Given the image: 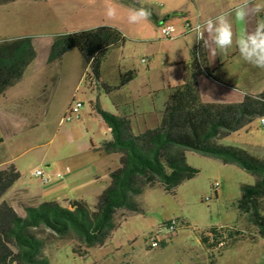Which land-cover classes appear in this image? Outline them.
I'll return each mask as SVG.
<instances>
[{
	"label": "rangeland",
	"instance_id": "rangeland-1",
	"mask_svg": "<svg viewBox=\"0 0 264 264\" xmlns=\"http://www.w3.org/2000/svg\"><path fill=\"white\" fill-rule=\"evenodd\" d=\"M109 2L118 6L115 20L105 16ZM124 2L94 0L87 14H60L56 0L19 1L0 6V42L29 38L36 52L24 81L10 91L11 94L21 92L27 100V104L24 102L27 112L32 110L34 118H19L12 132L0 131V138L4 139L0 145V162L11 160L18 168L19 188H45L47 184H43L42 178L33 175L36 170L48 176V161L68 164L79 144L104 135L107 126L92 111L93 106L98 103L104 111L116 110L112 97L118 90L109 95L101 83L117 86L124 72L134 71L135 76L116 99L128 102L124 109L134 115L133 133L138 135L159 125L160 112L180 70L170 64L173 41L162 36L151 18L140 24H129L128 9L135 6L129 0ZM151 5L163 8L158 2ZM259 18H264V13ZM186 23L173 24L177 30L175 35L184 34ZM90 25H111L125 37L123 46L108 51L101 66L100 82L94 79L93 65L86 66L77 50H70L62 59L50 60L56 37L91 30ZM186 36L194 39L192 33ZM46 63L49 64L47 69L40 71V65ZM69 68L76 69L74 77L65 81L64 77L57 76L42 90L40 73L52 71L65 75ZM72 95L83 108L80 119L66 122L63 102ZM0 104L7 111L14 106L3 99ZM220 142L262 157L264 126L258 118ZM186 158L190 166L199 170L196 177L181 184L174 193L166 192L161 185L146 187L136 200L138 212L120 210L116 213L117 228L103 246L85 249L70 239L43 232L41 236L46 241L45 252L50 264H264V238L239 209L241 187L253 185L255 177L236 165H225L192 151L186 153ZM90 159L89 155L82 157L83 161ZM85 169V174H89L88 163ZM172 221L179 223L176 236L166 241L165 247L150 248V235ZM212 227L221 230L220 236L215 238L207 233L208 240L203 242L201 231ZM231 230L234 232L229 236Z\"/></svg>",
	"mask_w": 264,
	"mask_h": 264
},
{
	"label": "trees",
	"instance_id": "trees-1",
	"mask_svg": "<svg viewBox=\"0 0 264 264\" xmlns=\"http://www.w3.org/2000/svg\"><path fill=\"white\" fill-rule=\"evenodd\" d=\"M15 1L0 0V5ZM146 8L156 21L151 8ZM124 44L125 37L113 27L69 33L56 37L50 60L77 50L86 66L93 65L94 79L100 82L101 66L108 51ZM195 50L183 83L170 90L155 129L136 135L129 118L109 113L98 103L94 104L95 112L112 135L111 140L102 142L98 151L120 155V166L110 172V183L94 206L83 200H73L69 207L56 201L44 202L38 207L25 204L26 215L21 217L10 204L2 201L21 175L14 165L0 170V264H50L45 252L46 241L41 236L45 231L57 238L70 239L85 249L103 246L117 228L116 213L120 210L138 212L136 200L146 187L161 185L166 192L174 193L181 184L196 177L199 170L187 163L188 151L217 159L225 165H236L255 177L253 185H242L239 209L264 238V158L242 148L223 146L220 142L264 117V92L247 94L240 103H204L198 78L213 76L204 51L196 53ZM35 57L29 38L0 42V96L22 79ZM134 76V71L124 72L117 86L101 83V87L112 95ZM112 102L115 103L114 96ZM220 231L216 227L201 231L202 241L207 242V233L217 238ZM233 232L229 231V236ZM161 246L165 247L166 243L162 242Z\"/></svg>",
	"mask_w": 264,
	"mask_h": 264
},
{
	"label": "crops",
	"instance_id": "crops-1",
	"mask_svg": "<svg viewBox=\"0 0 264 264\" xmlns=\"http://www.w3.org/2000/svg\"><path fill=\"white\" fill-rule=\"evenodd\" d=\"M19 1L31 0H17L9 4H14ZM118 1L122 4L125 3L124 0ZM129 1L133 5L134 3H136L139 6L151 8L153 15L156 17V21H153L152 18H150L153 23L158 26L159 29L162 26H173V24L175 23H180L182 25L189 21L193 22L194 24L197 22H202L208 17H214L220 12L228 10L230 7L239 2V0ZM93 2L94 0H56V6L60 14H87L86 12L90 11V6L93 4ZM153 2H158V4L162 5L163 8L153 7L151 5ZM188 2L190 3L188 4ZM9 4L0 6H8ZM134 6L139 7L136 5ZM166 6H170L169 9H167ZM87 18L90 17L88 16ZM256 19H259V17H250L248 23L245 25H240L234 22V32L238 34L240 31H243L245 29L249 31L252 30L255 26ZM190 22L186 24H189L192 27L193 25ZM90 26L91 27L89 28L92 29L99 27L95 25ZM107 27H111V25H107ZM188 33L192 32L187 31L186 28H184V34L182 33L178 36L174 34L173 38L171 39L173 41V46L170 49V64L172 66L179 67L178 69L180 70L177 71V81L173 83L170 90L174 87L180 86L183 83L187 65L191 59V54L196 48L194 47L196 42L192 44L191 38H188L189 36H186V34ZM201 49L205 53L207 66L213 76V78H211L206 75H202L198 78L200 96L204 103H240L244 100L247 94L259 95L264 92V70L247 64L242 59H240L238 49L235 47V45L231 49H229L227 54H223L220 52H216L215 54H213L212 51L206 50L202 47V42ZM64 56L62 58H64ZM31 64L26 69L22 79L12 87L7 89L6 92L0 96V99H3L5 102L10 101L14 105L11 111H7L3 109V104H0V131H2L3 133L12 132V130L16 129V127L18 126L19 118H34L32 110H29L30 112H27L28 106L24 105V102L26 103L27 100H25L24 97L20 94L21 92H14L12 94L10 92L24 81L26 72L31 67ZM48 66L49 64L47 63L41 64L40 71L47 69ZM75 75V68H69L67 74L65 75H59L52 71L40 73L39 78L42 80V90L44 91L51 81L56 80L57 76L60 78L64 77V80L67 81ZM130 83H128L125 87L119 89L115 93V103L112 102V105L114 106V108H116V110L113 112L107 109V111L121 117H127L131 121L134 115L124 109V107L128 105V102L116 99L117 96L121 95L122 90L126 88ZM66 86L64 88H66ZM74 99L75 97H73L72 95L71 97H68L65 102H63L65 104V111H67L70 103ZM166 102L164 103V107ZM92 111L95 113L94 108ZM22 113L24 115H21ZM161 114L162 112H160V115ZM159 119L161 120V117ZM106 129L107 131L104 133V135L96 137V139L91 138L90 141H83L81 144H79L76 152L71 156L73 162L71 161L68 164L60 165L58 163L59 161H48V163H46V167L50 169V173L48 174V176H45L44 173L42 176H37L36 171L38 170H36L33 175L35 177L42 178L43 184H47L45 188L39 189L35 187L33 189H21L17 186L18 182H16L3 196L2 201L10 204L16 211V213L21 217H24L26 215L24 209L25 204L32 207H38L44 202L56 201L63 207H69V203L71 201L83 200L90 206H94L99 195L106 189V187L110 183V172L114 170V168L117 169L120 166V155H107L98 151V148L103 141L112 139L111 131L108 126ZM3 141L4 139L0 138V145L3 144ZM85 155H89L91 157L90 161L82 160V157H84ZM258 158H264V156ZM87 163L90 165L89 174H85V167L87 166ZM10 165H14L12 164L11 160L2 163L0 162V170ZM14 167L18 170L15 165ZM58 175H60V177ZM45 179L47 180V182H44Z\"/></svg>",
	"mask_w": 264,
	"mask_h": 264
},
{
	"label": "clouds",
	"instance_id": "clouds-1",
	"mask_svg": "<svg viewBox=\"0 0 264 264\" xmlns=\"http://www.w3.org/2000/svg\"><path fill=\"white\" fill-rule=\"evenodd\" d=\"M262 13L264 0H239L228 10L195 23L191 28L194 36L192 44L202 42V47L213 54L216 52L227 54L235 45L240 59L264 70V18L256 19L255 26L250 31L245 29L238 34L234 32V22L245 25L250 17H260ZM105 16L109 20L117 19L118 6L111 2L107 3ZM150 17L151 11L144 6L128 9L129 24H140L148 21Z\"/></svg>",
	"mask_w": 264,
	"mask_h": 264
},
{
	"label": "built area",
	"instance_id": "built-area-1",
	"mask_svg": "<svg viewBox=\"0 0 264 264\" xmlns=\"http://www.w3.org/2000/svg\"><path fill=\"white\" fill-rule=\"evenodd\" d=\"M185 28L187 31H191L192 27L189 24H186ZM160 32L164 38L172 39L176 32V28L171 25L162 26L160 28ZM200 48H201V42H198L195 52L199 53L201 50ZM143 62H145V60H143ZM82 108H83V104L74 99L70 103L66 111L64 121L72 122L74 120L80 119V112ZM260 122H261V125L264 126V117L260 118ZM36 175L42 176L43 172L38 170L36 171ZM58 176L60 177V175ZM44 182H47V180L45 179ZM178 226H179V223L177 221L164 223L156 232L150 235V248L152 249L157 248L161 245L162 242H166L170 238L176 236ZM159 236H162V239H159ZM211 236L213 237V235Z\"/></svg>",
	"mask_w": 264,
	"mask_h": 264
}]
</instances>
